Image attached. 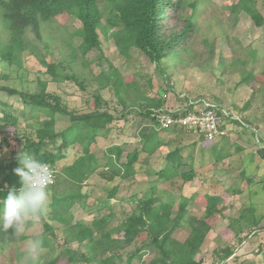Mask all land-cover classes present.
Instances as JSON below:
<instances>
[{
	"label": "rangeland",
	"instance_id": "obj_1",
	"mask_svg": "<svg viewBox=\"0 0 264 264\" xmlns=\"http://www.w3.org/2000/svg\"><path fill=\"white\" fill-rule=\"evenodd\" d=\"M238 1L183 0L181 18L177 17L176 11L161 17L162 32L180 30L188 16L196 27L191 38L183 43L184 48L167 58L161 69L155 68L154 63L134 47L126 54L119 51L113 38L115 27L109 26L107 21L113 11L102 0L98 5L106 32L98 30L100 52L94 49L83 53L78 46L80 39H69V35L80 27L79 20L74 15H61L41 24V41L29 32L31 42H26L23 49L15 54L12 64L0 58V85L24 92H33L37 79H49L44 63L59 62L63 72L72 78L59 82L49 80L46 90L58 94L62 102L76 111H85L92 106L91 96L95 90L108 109L122 111L113 86L105 84L99 89L98 81L93 78L98 72L107 71L110 64L124 82L134 79L142 92L157 96L158 88L166 89L165 107L203 99L224 113L222 134L214 141L205 140L200 132L188 129L175 132L166 128L159 133L163 145L150 155L142 153L144 161L137 163L138 172L130 179L108 182L93 174L80 187L81 192L87 193L85 205L91 207L84 210L79 203L74 204L71 208L74 220L89 223L94 217L112 213L105 228L110 230L134 208L135 200L130 198H142L155 181L157 191L154 196L165 197L171 189L157 180L155 172L164 166L166 155L177 148L182 168L187 170L192 162L195 177L184 184L182 192H175L174 208L178 206L181 195L186 196L190 199L186 206L187 214L200 217L204 210L203 196L212 194L220 197L217 204L220 212L208 219L210 230L195 259L203 264H264V90L253 87L261 86L264 79V27L255 26L247 14L236 10ZM254 1L264 16V0ZM6 31L0 11V47L7 43ZM1 73L7 78H1ZM248 75H251L248 81L240 83ZM167 83L172 90L167 89ZM121 96L131 104L132 94L122 92ZM3 98L18 110L23 108L20 96ZM33 118H38L37 113ZM57 119L56 130L68 125L64 117ZM146 119L134 111L115 119L109 132L97 137L91 151L101 159L110 144L128 142L130 146L127 149L131 150L138 145L140 129H153ZM20 124L17 129L7 126L0 132V161L3 163L17 158L24 133H31L30 129L23 128L24 121L21 120ZM79 150L78 145L68 148L66 157L58 161V166L72 162ZM218 156L221 159H216ZM121 161H125L124 156ZM115 184L118 191L112 199L106 200L103 207L98 209L91 205L94 201H103ZM47 199L49 202V195ZM174 213L172 210L171 215ZM29 222L32 224L26 223L21 233L15 234L13 230L12 235L0 243V264H45L62 250H69L75 256V264H97L95 260L84 258V254L89 255L87 248L74 239L68 240L64 225L51 220L48 214L44 219L39 217ZM45 224L51 227L49 231ZM187 231L188 220L173 232V236L184 240ZM116 236L119 235H113ZM43 237L49 240L50 247L41 246L34 260L26 257L28 244L36 239L41 241ZM143 239L144 235L137 241ZM135 246L136 243H131L123 247L120 251L123 259ZM226 246L234 249L233 255L219 263L222 249ZM152 259L150 251L142 252V264H150ZM56 264H66V261L59 258ZM134 264H139V261Z\"/></svg>",
	"mask_w": 264,
	"mask_h": 264
},
{
	"label": "trees",
	"instance_id": "obj_2",
	"mask_svg": "<svg viewBox=\"0 0 264 264\" xmlns=\"http://www.w3.org/2000/svg\"><path fill=\"white\" fill-rule=\"evenodd\" d=\"M102 1L110 5L113 11V15L108 17L107 21L109 26L115 27L113 38L119 51L126 54L130 48L134 47L154 63L157 69H161L163 62L174 56L178 49L184 48L183 43L191 38L196 28L192 18L188 16L180 30H170L168 33L161 30V17H167L173 11L177 12V17H182L183 0ZM98 2L99 0H0L1 17L6 23L7 30V43L0 47V58L7 64H12L15 54L23 49L26 42H31L28 33L31 32L35 39L41 41V24L50 22L61 15H74L79 20L80 27L74 34L69 35V39L79 38L78 46L83 53L94 49L100 52L98 30L106 32V29L101 21ZM235 8L247 14L255 26L264 27V16L256 7L254 0H239ZM44 66L49 79H37L33 92L19 91L14 87L0 85V132L7 126L17 129L21 125L20 121H24L23 128L30 129L31 133H24L20 151L28 152L37 161L47 162L55 167V182L46 189L47 195L50 196L46 213L48 217L64 225L67 239H74L87 248L89 255L84 254V258L95 260L97 264H134L136 260L142 264L140 260L144 251H150L153 255L150 264H203L195 259V255L206 233L210 230L208 219L220 212L217 208L220 197L205 194L203 196L204 210L200 217L187 214L186 206L190 199L186 196L181 195L178 206L174 208L175 192H182L184 184L195 177L192 162L189 163L187 170L182 168L183 162L177 148L166 155L164 166L155 172L157 180L166 183L171 189L167 191L165 197L154 196L157 191L155 181L142 198H136V196L130 198L135 200L134 208L110 230L105 228L112 213L104 214L99 218L94 217L86 223L82 220H74L71 212V208L76 203H79L84 210L91 207L85 205L87 193L81 192L80 187L93 174H98L108 182L115 179L126 181L138 172L137 163L144 161L141 159L142 153L150 155L163 145L159 133L166 128L158 127L151 116V111L153 108L165 105L166 89L158 88L157 96H152L147 91L142 92L134 79L124 82L109 64L107 71H100L93 78L98 81L99 89L107 84L113 86L122 111L114 112V109H108L98 90L92 92L91 108L76 111L75 108H70L62 102L58 94L49 93L46 90L49 80L59 82L72 77L63 72L57 61L44 63ZM250 77L251 75L243 77L240 83L248 81ZM1 78L6 79L7 76L2 74ZM80 85L83 88L81 83ZM169 87L167 83V89H171ZM253 87H262L264 90V79L261 86ZM122 92L132 94L131 104H127L121 96ZM2 95L7 98L20 96L23 108L18 110L13 107ZM201 100L203 99H199ZM194 103L195 100L186 101L181 111L186 112L192 109ZM133 111L140 117L147 118L153 129L150 131L140 129L138 145H134L131 150L127 149L130 146L128 142L110 144L104 150L102 158L98 159L91 151V145L96 142L100 134L109 132L110 125L115 119L125 117L127 113ZM34 113H37L38 118H33ZM59 116L64 117L68 125L56 130ZM28 119L33 121L29 122ZM170 129L177 132L185 128L171 127ZM188 130L197 132L195 129ZM202 138H204L203 135ZM1 141L5 142L4 139ZM75 145H78L80 150L75 153L72 162L58 166V161L66 157L68 148ZM123 156L125 161H121ZM216 159L221 157L218 156ZM17 167H19L17 158L6 163L0 161V212H2L8 190L19 187L20 177L14 171ZM117 189V184L113 185L103 201L97 200L91 205L100 209L106 204V200L114 197ZM172 210L175 211L173 215H171ZM44 217L45 215L40 218L44 219ZM186 220L189 222V231L185 239L180 241L173 236V232L181 228ZM45 225L49 231L51 227L48 224ZM13 230L11 228L7 231L0 230V243L11 236ZM96 233L99 235L96 236ZM116 234L121 237H113ZM143 235L144 239L137 241ZM131 243H136L135 249L126 254L123 259L124 255L120 251ZM41 246L50 247L49 240L43 237ZM222 251L219 263L231 257L234 249L226 246ZM74 257L69 250H62L45 264H56L59 258L64 259L66 264H75Z\"/></svg>",
	"mask_w": 264,
	"mask_h": 264
},
{
	"label": "clouds",
	"instance_id": "obj_3",
	"mask_svg": "<svg viewBox=\"0 0 264 264\" xmlns=\"http://www.w3.org/2000/svg\"><path fill=\"white\" fill-rule=\"evenodd\" d=\"M19 167L15 173L20 177L19 187L10 188L4 198L0 212V230L14 229L15 234L23 231L30 220L42 217L48 210L47 185L52 179L51 170L37 161L31 154L20 151ZM41 248L39 239L31 241L25 256L35 259Z\"/></svg>",
	"mask_w": 264,
	"mask_h": 264
},
{
	"label": "built area",
	"instance_id": "obj_4",
	"mask_svg": "<svg viewBox=\"0 0 264 264\" xmlns=\"http://www.w3.org/2000/svg\"><path fill=\"white\" fill-rule=\"evenodd\" d=\"M165 97L166 93L164 94ZM200 103V105L194 103L193 108L186 112H182V108L165 106L153 108L151 116L159 128L182 127L195 129L204 136L205 140L214 141L222 134L224 113L215 104L207 101ZM41 163L45 164L52 173V179L47 185L48 188L55 182L56 169L50 163Z\"/></svg>",
	"mask_w": 264,
	"mask_h": 264
},
{
	"label": "crops",
	"instance_id": "obj_5",
	"mask_svg": "<svg viewBox=\"0 0 264 264\" xmlns=\"http://www.w3.org/2000/svg\"><path fill=\"white\" fill-rule=\"evenodd\" d=\"M203 101H204V100H201V101L198 100L197 102L195 101V103H200V102H203ZM193 102H194V101H193ZM183 106H185V104H184V105H174L173 108H181V107H183ZM170 107H171V106H170Z\"/></svg>",
	"mask_w": 264,
	"mask_h": 264
}]
</instances>
